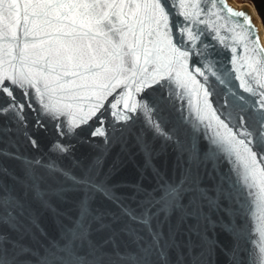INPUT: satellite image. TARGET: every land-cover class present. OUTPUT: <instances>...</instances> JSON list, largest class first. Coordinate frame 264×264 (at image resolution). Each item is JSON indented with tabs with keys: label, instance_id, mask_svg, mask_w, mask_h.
Here are the masks:
<instances>
[{
	"label": "snow or ice",
	"instance_id": "6c2138e0",
	"mask_svg": "<svg viewBox=\"0 0 264 264\" xmlns=\"http://www.w3.org/2000/svg\"><path fill=\"white\" fill-rule=\"evenodd\" d=\"M204 3L210 7H201L199 0H0V40L14 45L7 50L8 58L0 63V119L3 121L0 139L7 137L10 141L11 135L16 133L36 148L38 138H34L29 125L35 132H47L52 123L59 139L51 150L57 153L71 151L72 145L62 142L64 137L85 134L90 138L101 137L105 149L116 143L125 147L127 138L134 135L136 122L141 121L166 141L174 143L182 160L178 180L164 179L153 168L157 184L152 190L143 188L139 182L109 185L111 173L98 180L103 154L82 176L73 175L54 163L44 164L39 158L25 160L24 179L13 177L24 189V198L14 188L0 182V225L8 226L18 237L13 239L0 231V264H173L170 256L173 249L177 253L176 264H209L221 246L209 235L216 222L205 212V207L210 211H223L233 218L221 225L232 237L231 247L221 248L228 257V264H264V223L256 229L260 234L258 255L256 240L245 231L243 224L236 222L240 219V210L225 206L235 197L226 187L228 175L217 169L222 159L218 150L209 148L201 153L194 143L182 145L175 131H166L162 126L166 109L175 103L174 93L165 89L164 82L179 77L177 66L192 80L197 76L207 80L201 70L204 67L201 57L205 53L213 55L209 51L216 47L212 40L224 43L202 19L203 15L218 17V4L230 18H239L236 22L245 31L236 35L237 42L253 34L257 48L255 55L249 57L252 61L249 75L261 65L257 57L264 48L258 46V30L251 26L250 18L227 7L224 0H204ZM201 24L205 27L199 28ZM21 28L22 45L17 43L21 39L18 34ZM17 48L18 56L15 55ZM17 59L19 66L15 63ZM256 84L264 90V77L257 79ZM246 85L247 81H242L244 91L256 99L248 103L240 96L238 99L244 103L235 105V114L224 108L228 103L225 99L221 107L227 112V118L236 122V131L229 129V134L218 142L229 144L230 151L248 161L244 163L245 181L251 178L250 187L260 189L264 203V168L257 167L264 165V91ZM200 87L205 105L210 107L208 98L212 93L204 84ZM58 92L66 94L69 101L86 99L90 103L86 107L73 103L57 106L51 103V96ZM154 92L159 95L154 97ZM114 93L105 109V102ZM216 119L228 128L219 116ZM135 142L145 156L146 166H151V146L143 135H135ZM239 148L243 149L245 157L240 156ZM185 154L186 160L183 159ZM0 155L23 159L3 150ZM0 174L9 173L0 167ZM57 175L70 181L72 187L59 182L53 187L48 183L55 181ZM205 177L213 181V196L202 186ZM118 187L131 188V195L118 194ZM69 191L83 193L76 204V216L67 217L68 223L61 224L57 238L40 243L32 232L37 225L35 214L26 202L28 194L31 193L32 199L42 207L61 215L49 198L55 196L64 200ZM96 194L119 211L94 208ZM125 200L136 202L137 207L125 204ZM173 215L175 225L171 220ZM125 218L127 222L121 227H114ZM190 220L193 223H188ZM261 220L264 221V215ZM185 225L187 230L182 233ZM178 234L186 235L187 239L178 242ZM25 236H31L34 243H39V248L22 243ZM121 236L129 239L123 250ZM249 243L252 248L246 247ZM182 248L186 252L181 251Z\"/></svg>",
	"mask_w": 264,
	"mask_h": 264
},
{
	"label": "water",
	"instance_id": "95a60500",
	"mask_svg": "<svg viewBox=\"0 0 264 264\" xmlns=\"http://www.w3.org/2000/svg\"><path fill=\"white\" fill-rule=\"evenodd\" d=\"M191 2H195V0H191ZM199 2L201 7H210V4L206 5L204 0H199ZM224 3L227 7L237 12L245 13L250 18L251 26H254L258 30V46L264 48V25L254 4L253 6L259 16V20L252 12L248 2L236 4L232 0H224ZM217 10H219L218 17L202 16V19L206 20L208 25H210V29H214L220 38L224 40L222 44L212 40L211 43L215 44L216 47L209 49V51L213 55L205 53V56L201 57V63L204 65L201 70L205 72L207 80L199 76L196 77V80H192L189 75L185 74L177 66L176 70L180 73L179 77L172 81L164 82L165 89L174 93L173 99L175 103L166 109L164 113L165 123L162 126L166 131H175L182 145L187 146L194 143L201 153H204L209 148L218 150V154L222 159L219 160L217 169L228 175L229 178L226 187L231 189L235 197L234 200L228 201L225 206L240 210V219L236 222L243 224L245 231L249 232L256 240L255 252L259 255L260 234L256 229L264 223L261 220V216L264 215V203L260 199V189L258 187H250L253 184L251 178L245 181L246 171L244 163L248 161L238 158L234 151H230L232 146L218 141L229 134V129L233 132L236 131V122L228 119L227 112L221 107L224 105L225 99L228 100V103L224 105V108L232 110L235 114L237 110L235 105L244 103V101L238 99L240 96H244L245 101L248 103L256 99L255 96L244 91V88L241 87L242 81H247L246 86H251L256 91H264L259 89L256 84L257 79L264 77V67H262L264 66V52H261L257 57L260 59L261 65H257V71L249 75L252 72V69L249 67L252 61L249 57L255 55L254 50L257 48V44L252 38L253 34H249L247 39H241L237 42L236 35H242L245 31L236 22L239 18H230L227 12L220 10L219 4L217 5ZM241 23H247V21H241ZM198 27L204 28L205 25L201 24ZM22 31V28L18 31L21 39L17 41L21 45L24 43ZM40 38L43 37H37V39ZM31 39L29 38V40ZM204 39L205 37H201V40ZM12 47L14 45L10 41L0 40V63L8 58L6 55L7 50ZM197 48H199V42L197 43ZM232 48H235L236 51L233 52ZM15 55H19L18 48L16 49ZM15 63L19 66L18 59ZM221 80L224 83H220ZM200 84H204L208 91L212 93L211 97L208 98L211 102L210 107L205 105V97ZM116 91L120 92L121 90L117 89ZM158 95V92L153 93L154 97ZM114 96L115 93L113 96L108 97V100L105 102V109L108 107V102ZM137 98L139 99V97ZM51 103L57 106L73 103L74 105L86 107L90 101L86 99L69 101L66 94L58 92L51 96ZM213 110L215 111L213 112ZM137 115H139V112ZM217 116L225 121L228 128H224L219 124V121L216 119ZM28 119L29 121L32 120L31 114L28 115ZM63 119L61 117V120ZM107 122L106 120V125ZM2 123L3 121L0 119V124ZM91 123L92 121H89V124ZM84 127L86 128L87 126ZM29 130L32 132L34 138H38V147L36 148L23 135L16 133L11 135L10 141L7 137L0 139V150L13 153L23 158L16 159L6 155H0V167L6 168L9 173L8 175L0 174V182L14 188L21 198H24V189L13 177H18L23 180L25 176V160H34L36 158H39L44 164L54 163L56 166L70 171L73 175L82 176L94 163L95 159L103 154V165L100 169L98 180L105 179L106 175L111 173L108 179L109 185H131L139 182L143 188L148 190H152L157 184V177L154 175L153 168L158 170L164 179L167 180H178L181 176L182 160L179 159L181 153L176 145L166 141L163 136L148 129L141 121L136 122L133 128L134 135H130L127 138V145L125 147L116 143L105 149V145L101 143V137L90 138L85 134L79 137H64L62 139L63 143L72 145L71 151L68 153H57L51 150L52 144L59 139L56 136L52 123L49 124L47 132H35L31 129V125H29ZM135 135H143L151 146L153 152L151 166H146L145 156L136 145ZM239 152L241 157L246 156L242 148H239ZM183 159H187L186 154ZM257 167L264 168V165H257ZM57 182L63 184L65 187H72L71 182L60 175L56 176L55 181H48L53 187L58 186ZM212 185L213 181L205 177L202 186L209 189V196L214 195L211 191ZM116 191L118 194L125 196L131 195L132 193V189L129 187H118ZM65 196L66 198L64 200H60L55 196L49 198L52 206L61 214L58 215L42 207L32 199L31 193L28 194L26 202L35 214L37 225V227L32 228V232L36 240L40 243L46 244L48 239L57 238L61 224L68 223L67 217L76 216V204L83 196V193L80 191H69ZM124 202L133 208L137 207L136 202L132 200H125ZM185 203H187V199H185ZM93 207L108 209L112 212L119 211L100 194H96ZM204 210L216 222V227L213 231L209 232V235L214 236L221 246L216 249L215 255L209 261V264H228V257L221 251V248H230L232 245V237L221 225L228 223L233 218L226 215L223 211H210L207 207ZM171 220L172 224L175 225L176 216L173 215ZM25 222L27 223V221ZM125 222H127V218L114 225V227L119 228ZM188 223H193V221L190 220ZM133 227L139 226L133 225ZM186 230L187 226L185 225L181 231L183 233ZM0 231L8 233L13 239L18 238L17 233L11 231L6 225H0ZM164 232L167 235V224L164 226ZM120 239L123 250V246L129 244V239L127 236H121ZM176 239L179 242L186 240L187 236L178 234ZM22 243L39 248V243H34L31 236H25ZM246 247L252 248L253 245L249 243ZM181 251L186 252V249L182 248ZM243 255L246 256L247 253ZM170 256L173 264H176L177 253L175 249L170 252Z\"/></svg>",
	"mask_w": 264,
	"mask_h": 264
},
{
	"label": "trees",
	"instance_id": "16d2710c",
	"mask_svg": "<svg viewBox=\"0 0 264 264\" xmlns=\"http://www.w3.org/2000/svg\"><path fill=\"white\" fill-rule=\"evenodd\" d=\"M252 3L254 4L258 14L260 15L264 25V0H252Z\"/></svg>",
	"mask_w": 264,
	"mask_h": 264
},
{
	"label": "bare ground",
	"instance_id": "6f19581e",
	"mask_svg": "<svg viewBox=\"0 0 264 264\" xmlns=\"http://www.w3.org/2000/svg\"><path fill=\"white\" fill-rule=\"evenodd\" d=\"M234 1L236 4H242V3H247L250 5V8L252 9V12L254 13V15L256 16V18H258L259 20V16L257 14V12L255 11V8L253 6L252 0H232Z\"/></svg>",
	"mask_w": 264,
	"mask_h": 264
}]
</instances>
